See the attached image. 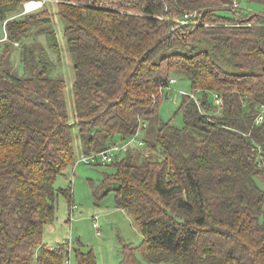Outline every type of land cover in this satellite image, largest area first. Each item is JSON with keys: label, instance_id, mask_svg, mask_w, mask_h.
Masks as SVG:
<instances>
[{"label": "trees", "instance_id": "16d2710c", "mask_svg": "<svg viewBox=\"0 0 264 264\" xmlns=\"http://www.w3.org/2000/svg\"><path fill=\"white\" fill-rule=\"evenodd\" d=\"M54 1L74 69L73 124L48 55L59 54L50 16L10 15L24 0H0V264H64L66 243L47 246L42 235L57 196L72 208L70 185L54 187L74 163L72 125L83 154L137 132L148 151L135 157L131 144L105 178L142 234L137 247L122 244V264H264V120L255 123L264 9H234L233 0ZM39 35L46 48L34 44ZM174 74L200 95L181 97L180 128L158 116ZM210 93L221 97L218 114ZM73 255V264L96 263L92 252Z\"/></svg>", "mask_w": 264, "mask_h": 264}, {"label": "rangeland", "instance_id": "374dc122", "mask_svg": "<svg viewBox=\"0 0 264 264\" xmlns=\"http://www.w3.org/2000/svg\"><path fill=\"white\" fill-rule=\"evenodd\" d=\"M29 1L30 0H24L23 5ZM233 1H235L243 11H245V9H253L254 11L252 12L257 13L264 9L246 0ZM233 1L230 5L232 8H234ZM43 2L44 5L40 8L39 15H41L40 17L50 16L51 26L55 32L59 48L58 56L51 51H48V55L51 61L56 64V66H54V74L59 75L64 81L63 96L68 122L69 124H73L74 104L72 88L74 82V69L72 66V59L63 36V23L57 14V3L52 0H43ZM23 5L18 6L9 14H22ZM223 6L229 7L228 4H224L222 7ZM222 15L231 18L233 14L224 11ZM3 35L4 30L0 26V38ZM33 39L35 40L34 44H40L45 48L47 47L43 35L35 36ZM1 40H3V38L0 39V41ZM1 43L2 42H0V46L2 45ZM14 45L16 46V43ZM10 62L13 69L21 74L22 65L17 51L12 52ZM226 69L230 71L229 68L226 67ZM170 79L173 80L174 83L169 84L163 89L164 96L158 105V116L162 121L169 122L173 126L180 128L183 122L178 113V104L183 95L193 97L191 95L192 91L190 83L180 75L174 74ZM192 94L197 99L200 96L199 94ZM212 102L213 95L210 93L209 103L212 105ZM261 111L264 113V109ZM211 112H213V110ZM218 113L219 111L215 110L213 114ZM71 137L74 148V163L72 166L68 167L62 175L56 177L54 187L64 188L70 185L72 208L69 207L67 199L64 196H57L55 200V218L50 224L45 225L42 241L47 246L66 243L65 249L70 247V264L74 263L73 253L75 248H79L83 252H92L95 257V264H122V244H130L133 247H137L142 241V234L134 224L131 216L116 207L115 193L112 189L108 188L109 186L105 185L106 176L114 177L117 174L115 166L110 164L85 165L78 162L83 152L79 149L81 148V144L74 125L71 126ZM131 151L135 153V157H139L142 153V155H146L148 152L145 145L132 149ZM94 223L97 224L96 229L93 227ZM135 254L136 257L141 260L139 253L136 252Z\"/></svg>", "mask_w": 264, "mask_h": 264}, {"label": "built area", "instance_id": "2783aa9c", "mask_svg": "<svg viewBox=\"0 0 264 264\" xmlns=\"http://www.w3.org/2000/svg\"><path fill=\"white\" fill-rule=\"evenodd\" d=\"M27 4H31V6L29 8L26 7ZM42 6V1H38V0H30L29 2L24 4V12L25 13H29L31 11H35L40 9ZM233 7L234 9H240L241 7L238 6V4L233 1ZM194 13H188L186 15H184L182 20H179L178 23L179 24H185L188 20V18H192V15ZM174 81L173 80H169V84H173ZM213 95V104L217 107V110L221 109L222 106V100L221 97L217 94V93H212ZM262 109H264V105L262 106ZM264 120V113L262 111L259 112V114L256 116L255 118V123L256 124H260L262 123ZM139 134V132L136 133L135 136L131 137L128 141L124 142V143H116V144H111L109 147H107L106 149L99 151V152H94V153H90V154H83L80 156L78 162H81L85 165H107L110 164L113 159L114 156L117 153L120 152H124L128 146H130L131 144L137 143L138 146L142 145V141L141 140H137V135ZM93 227L96 229L97 228V224L94 223ZM69 248L67 247V257L64 261V264H70L69 261Z\"/></svg>", "mask_w": 264, "mask_h": 264}, {"label": "crops", "instance_id": "0c3cea01", "mask_svg": "<svg viewBox=\"0 0 264 264\" xmlns=\"http://www.w3.org/2000/svg\"><path fill=\"white\" fill-rule=\"evenodd\" d=\"M27 1V0H26ZM33 1H35V0H33ZM38 1H42V6L44 5V2H43V0H38ZM52 1H54V0H52ZM23 5V4H22ZM41 6V7H42ZM23 7H24V5H23ZM40 10V9H39ZM245 10H249V11H254L253 9H245ZM22 13H25L24 12V9H23V11H22ZM6 38V36H5V34L3 35V40ZM139 137L141 138V134H139Z\"/></svg>", "mask_w": 264, "mask_h": 264}, {"label": "bare ground", "instance_id": "6f19581e", "mask_svg": "<svg viewBox=\"0 0 264 264\" xmlns=\"http://www.w3.org/2000/svg\"><path fill=\"white\" fill-rule=\"evenodd\" d=\"M31 6V4H27L26 7L29 8Z\"/></svg>", "mask_w": 264, "mask_h": 264}]
</instances>
